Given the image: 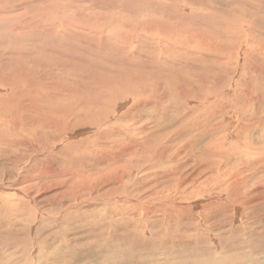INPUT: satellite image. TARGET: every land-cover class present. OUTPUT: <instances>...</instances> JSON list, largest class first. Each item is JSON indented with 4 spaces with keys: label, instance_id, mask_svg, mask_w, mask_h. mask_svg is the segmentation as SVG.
Here are the masks:
<instances>
[{
    "label": "rangeland",
    "instance_id": "obj_1",
    "mask_svg": "<svg viewBox=\"0 0 264 264\" xmlns=\"http://www.w3.org/2000/svg\"><path fill=\"white\" fill-rule=\"evenodd\" d=\"M240 1L0 0V264H264Z\"/></svg>",
    "mask_w": 264,
    "mask_h": 264
},
{
    "label": "bare ground",
    "instance_id": "obj_2",
    "mask_svg": "<svg viewBox=\"0 0 264 264\" xmlns=\"http://www.w3.org/2000/svg\"><path fill=\"white\" fill-rule=\"evenodd\" d=\"M239 1V0H238ZM240 2H243L245 5H247V7L248 6H250L251 7V9H253L256 5H262L263 4V2H264V0H241ZM262 3V4H261ZM142 4V3H141ZM237 4V3H236ZM241 5V4H240ZM243 6V5H242ZM249 9V8H248ZM261 11H262V9H261ZM184 12V11H183ZM255 12L256 11H253V10H248V12H247V15H245L244 17H240V18H237V23H244V22H246V21H248V20H250L251 21V19H253V18H255L256 17V15H255ZM231 13L232 12H230V15H231ZM234 13V12H233ZM188 15V14H187ZM241 15V14H240ZM212 16V15H211ZM258 15H257V19H258ZM215 18V17H214ZM219 19V18H218ZM257 19H255V20H257ZM227 20V19H226ZM140 21V20H139ZM218 22V21H217ZM228 22V21H227ZM248 23V29H244V33H247V37L249 38V35L250 34H252L253 33V25H252V23L251 22H247ZM110 24V23H109ZM185 24V23H184ZM183 24V25H184ZM129 25V24H128ZM134 25V24H133ZM245 25H246V23H245ZM261 26H262V24H260ZM113 26V25H112ZM150 26V25H149ZM241 26V25H240ZM259 26V25H258ZM128 27V26H127ZM133 27V26H132ZM136 28V27H135ZM134 28V29H135ZM150 28H151V26H150ZM157 28V27H156ZM155 28V29H156ZM242 28V27H241ZM240 28V29H241ZM244 28V27H243ZM247 28V27H246ZM261 28V27H260ZM127 29V28H126ZM140 29V28H139ZM159 29V28H158ZM183 29V28H182ZM143 30H144V28H143ZM189 30H191V28H189ZM237 30V29H236ZM258 30V29H257ZM147 31V30H146ZM261 31V30H260ZM150 32H152V30L150 31ZM150 32H148V35H150ZM155 32H157V31H155ZM139 33V32H138ZM143 33V32H142ZM179 33V32H178ZM232 33V32H231ZM238 33V32H237ZM242 34H244L243 32H241ZM154 34V33H153ZM126 35H127V33H126ZM129 35V34H128ZM127 35V36H128ZM148 35H147V38H148ZM161 35H163V34H161ZM161 35H159V36H161ZM189 34H187V36H188ZM258 35H260V34H258ZM257 35V36H258ZM141 36V35H140ZM157 36V35H156ZM164 36V35H163ZM241 36V35H240ZM243 36V35H242ZM246 36V35H245ZM151 37V36H150ZM152 37H153V35H152ZM197 37V36H196ZM244 37V36H243ZM190 38V37H189ZM242 38V37H241ZM246 38V37H245ZM261 38V37H260ZM133 39V38H132ZM150 39V38H149ZM184 39V38H183ZM185 39H187V38H185ZM126 40H129V38L128 39H126ZM155 40V39H154ZM160 40V39H159ZM162 41V40H161ZM165 41V40H164ZM189 42V41H188ZM247 42H248V40H247ZM262 42V41H261ZM154 43V42H153ZM141 44V43H140ZM153 45H155V43L153 44ZM167 45H169V44H167ZM182 45V44H181ZM192 45V44H191ZM158 46H160V45H158ZM190 46V45H189ZM199 46V45H198ZM243 46V45H242ZM241 46V47H242ZM159 49H160V47H159ZM244 50V49H243ZM245 51V50H244ZM226 52V51H225ZM243 54V53H242ZM12 71H14V70H12ZM30 71V70H29ZM15 72L16 73H18V69H15ZM27 72V71H26ZM33 74V73H32ZM26 75V74H25ZM16 76H18V75H16ZM13 77V76H12ZM29 78V77H28ZM15 79H16V82H18L19 81V79H17V77H15ZM31 79H32V77H31ZM124 79V78H123ZM27 80V79H26ZM21 81H23V80H21ZM20 81V82H21ZM28 81V80H27ZM91 81V80H90ZM93 81V80H92ZM24 82H26V81H24ZM32 82H33V80H32ZM8 84V83H7ZM11 84V83H10ZM12 84H13V81H12ZM16 84V83H15ZM18 84V83H17ZM20 84V83H19ZM21 84H23V83H21ZM26 86V88H32V87H34V85H32V84H30L29 82L25 85ZM113 86V85H112ZM116 86H118V85H116ZM22 87V86H21ZM99 87V86H98ZM101 87H104V86H101ZM101 87H99V89L101 88ZM38 88V87H37ZM105 88H106V86H105ZM114 88V87H113ZM18 89V88H17ZM52 88H49V90H51ZM55 89V88H54ZM102 89V88H101ZM59 91V90H58ZM63 91V90H62ZM96 91H98V90H96ZM103 91V90H102ZM118 91V90H117ZM85 92V91H84ZM90 92V91H89ZM88 92V93H89ZM100 92V93H99ZM98 93L99 94H101V91H99ZM104 92V91H103ZM21 93H23V92H21ZM29 93V91H26V94H28ZM61 93V92H60ZM52 94V93H51ZM54 94V93H53ZM104 94V93H103ZM119 94V93H118ZM21 95H24V93L23 94H21ZM20 95V96H21ZM30 95H32L33 96V93L31 92V94ZM55 95V94H54ZM85 95V94H84ZM36 96V95H35ZM71 96H73V95H71ZM88 96V95H87ZM92 96V95H91ZM51 97V96H50ZM58 97L59 98H61L60 96H56V100H59L58 99ZM68 97V96H67ZM74 97V96H73ZM73 97H71V98H73ZM90 97V96H89ZM100 97V96H99ZM101 97H103V96H101ZM40 98H42V97H40ZM48 98H49V96H48ZM96 98H98L97 97V95H96ZM95 98V99H96ZM32 99H33V97H32ZM35 99V98H34ZM33 99V100H34ZM36 99H37V97H36ZM44 99H45V97H44ZM54 99H55V97H54ZM63 99V98H62ZM82 99V98H81ZM38 100V99H37ZM40 100V99H39ZM68 100V99H67ZM76 100V99H75ZM79 100V99H78ZM44 101H46V100H44ZM50 101V100H49ZM48 101V102H49ZM55 101V100H54ZM82 101V100H81ZM35 102H37V101H35ZM43 102V101H42ZM79 102H80V100H79ZM86 102V101H85ZM84 102V103H85ZM101 102V101H100ZM45 103V102H44ZM51 103H52V101H51ZM62 103V102H61ZM76 103V102H75ZM74 103V104H75ZM49 104V103H48ZM58 104H60V103H58ZM6 105V104H5ZM43 105V104H42ZM73 106V105H72ZM44 107V106H43ZM46 107V106H45ZM58 107V106H57ZM77 107V106H76ZM85 107H87V106H85ZM9 108V107H8ZM47 108V107H46ZM70 108H71V105H70ZM79 108V107H78ZM10 109L11 108H9V111H10ZM67 109H69L68 107H67ZM80 109H82V108H80ZM48 110V109H47ZM71 110H73V109H71ZM45 112V111H44ZM48 112V111H47ZM74 112V111H73ZM2 113V112H1ZM7 113V112H6ZM18 113V112H17ZM5 114V113H4ZM2 115V114H1ZM44 115V114H43ZM47 114H45V116H46ZM70 115V114H69ZM72 115H74V114H72ZM71 115V116H72ZM78 115V114H77ZM2 116H4V115H2ZM68 116V115H67ZM69 117V116H68ZM65 118V117H64ZM70 121V120H69ZM44 124V123H43ZM56 125V124H55ZM45 126H46V123H45ZM52 127H53V125H52ZM71 134V133H70ZM54 137V136H53ZM232 179V178H231ZM234 186V185H233ZM230 187V186H229ZM220 191H221V189H220ZM219 191V192H220ZM222 191H223V189H222ZM219 192L217 193V195L219 194ZM127 193V192H126ZM214 193V192H213ZM212 193V194H213ZM226 193V192H225ZM224 193V194H225ZM211 196V195H210ZM113 205V204H112ZM151 211V210H150ZM168 211V210H167ZM169 212V211H168ZM219 253V252H218Z\"/></svg>",
    "mask_w": 264,
    "mask_h": 264
}]
</instances>
